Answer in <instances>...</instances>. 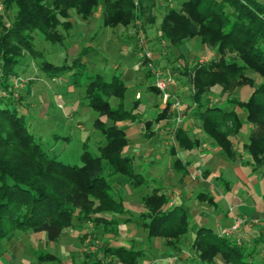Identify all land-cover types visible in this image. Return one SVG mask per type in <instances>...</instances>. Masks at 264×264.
Masks as SVG:
<instances>
[{
	"label": "trees",
	"instance_id": "16d2710c",
	"mask_svg": "<svg viewBox=\"0 0 264 264\" xmlns=\"http://www.w3.org/2000/svg\"><path fill=\"white\" fill-rule=\"evenodd\" d=\"M155 1L0 0V241L12 240L20 231H33L45 233L49 241L56 242L64 230L76 226L75 220L80 225L93 221L97 228L115 225L116 217L126 213L123 201L112 192L120 184L116 178L121 176L135 187L147 183L132 158L125 155L131 140L119 124L141 122V116L136 112L139 101L131 109L122 108L128 88L119 76L107 81L95 74L86 86V103L99 114L94 127L106 144L98 148L99 156L92 155L85 145L81 165L62 162L29 131L25 114L21 113L24 95L19 91L22 97L15 96L12 79L28 54L41 59L39 68L50 79L77 69L71 76L74 84H79L87 68L83 61L86 50L70 64H53L45 60L43 51L36 49L34 34L39 33L46 42L63 45L73 27L69 20L71 11L88 21L99 8L104 27L133 26L142 34L147 24L156 22ZM162 15L159 41L179 49L198 38L214 52L206 62L192 65L186 61L179 67L187 77L194 74V79H190L195 88L191 99L202 130L228 159L235 161L240 156L235 150L237 138L245 127L251 126L243 150L250 155L256 170L262 169L264 80L257 82L249 73L264 78V0H185L178 7L167 6ZM246 86L253 89L249 98H228L230 108L221 105L222 99L216 103L210 99L214 88L227 94ZM150 88L158 90L155 86ZM112 97L120 101V108L111 107ZM166 112L167 109L162 115ZM144 124L152 129V121ZM176 138L183 146L196 144L191 143L182 128L177 130ZM166 203V197L158 192L145 196L141 227L150 239L165 241L173 251L180 252L190 230L189 209L183 204L162 211ZM99 214L113 218L98 217ZM190 248L199 264H219L218 260L224 264H263L256 259L257 248L247 250L230 235H220L207 227L196 228ZM103 251L105 256L123 264H141L144 256L143 250L122 246L107 245ZM39 260L54 262L58 257L41 253ZM94 264L110 263L97 260Z\"/></svg>",
	"mask_w": 264,
	"mask_h": 264
},
{
	"label": "rangeland",
	"instance_id": "374dc122",
	"mask_svg": "<svg viewBox=\"0 0 264 264\" xmlns=\"http://www.w3.org/2000/svg\"><path fill=\"white\" fill-rule=\"evenodd\" d=\"M183 1L185 0H156L154 4L155 8L153 9L154 15L163 12L167 6L178 7ZM69 20L73 23L70 37L77 36L79 40L69 38L63 45L52 44L44 41L39 33H35L34 44L36 49L44 52L45 60L53 64H63L66 61L70 64L73 61V57L70 55L71 50H76L77 48L81 51L90 42L91 47L89 50L94 48L95 51H90L91 53L89 52L90 54L85 55L83 58L87 68L79 84H74L75 79L71 76L77 69L66 73L58 81L46 80L45 75L38 69L41 59L37 60L28 54L16 68L18 75L12 80L16 89L15 96H21V91L24 94L23 97L21 96L23 99L22 106L24 107L23 110L21 109V113L25 114L26 125L29 131L42 142L44 148L51 152L54 151L59 160L70 165H81L80 156L85 151L83 149L84 144L87 145L86 149L94 156H99L98 148L106 144V140L103 138L101 132L94 127L95 120L99 118V114L86 103L85 91L91 76L101 74L105 80L110 81L114 75H121L125 82L130 84L122 108L130 109L133 107L136 89L141 90L145 98L149 99L152 96L157 101V97L146 88L151 84L154 86L155 71L162 72L165 75L164 79L172 77L177 87L186 89L187 91L190 90L191 97L195 88L190 79H194V74H192L191 78L189 76L187 77L179 67H183L186 61L192 65L197 62H206L212 54L211 48L202 45L200 39L195 38L188 41L179 49L171 48L168 43L166 46L167 51L164 50L163 54V57H165L164 60L161 64L157 62L156 55L161 54V51L159 52L160 46L154 45L153 43L157 32L156 28H158V25L160 26L161 22V17H159L158 24L146 25V32L144 33L142 31L143 35L141 33L138 34L135 30L139 50L141 53H144L143 46H145L152 56L150 61L143 59L145 61H143L145 67L148 70L147 72L150 75L149 77L153 78V80L150 79L147 81L144 79L146 74L145 70L139 66L141 56L139 57L140 54L134 51L133 44L126 43L125 41H120L113 45H110L109 42L106 43L107 38L105 37L109 33H112L113 30L111 28H102L101 18H92L90 20L91 23L87 26L76 16L74 11H71V18ZM141 25L142 22L139 21V28H141ZM62 30L60 28V31ZM168 62L171 63L169 64ZM150 64H152V67ZM116 67L118 68L116 69ZM25 70L26 72L24 73ZM165 70H170L171 73H167ZM249 75L254 77L257 82L264 80V78L262 79L253 73H249ZM29 82H31V86ZM252 90L251 87L246 86L224 94L220 89L216 90L214 88L210 96L219 97L222 99L221 105L230 108L227 103L228 98H237L246 101ZM172 95L180 102L181 109V98L177 95ZM109 102L111 107L120 108V101L117 98L112 97L109 99ZM176 111V117L179 114L182 116L185 115L182 110L178 111L176 109ZM71 115L74 116L71 117ZM241 117L244 119L245 113H242ZM181 119L180 122L176 121V123L181 124L184 117ZM104 120L110 123L109 120ZM79 124H82L83 129L78 127ZM140 128L143 129L142 127ZM249 133L248 126L241 131L237 138L241 145L248 142ZM54 134L60 135V139H57V142L53 138ZM66 135L71 137L69 142L63 139ZM140 139L141 142L144 141V138L141 136ZM142 146L145 145L140 143L138 148ZM194 156L196 155L193 154V159ZM247 159L250 161V156H247ZM238 162L240 161H237L236 164L229 162L235 164V166H226V163L222 161H215V163L220 165L221 172L224 173V176L228 180L230 179L235 185L245 190L246 185L236 171ZM240 166L243 168L246 164H241ZM254 175L264 180V174L256 173ZM116 179L123 183L125 181L121 176H118ZM215 179L214 183L218 187H221V181H215ZM144 189L146 191L148 190L147 187ZM112 192L116 194V191L113 189ZM212 192L215 198H218L219 204L221 203V206L224 207L227 200L223 197L220 199V194L217 191L213 190ZM250 195L254 201L260 200L261 195L259 193ZM138 212L132 224L119 221L115 225H101L97 228L93 221L80 225L75 220L76 226L64 230L56 242L49 241L45 233L20 231L12 240L2 239L0 241V264H91L92 262L94 264L97 260H102V262L110 264H123L111 256L104 255L103 248L107 245L110 247L122 246L127 249L143 250L144 256L141 264H199L194 251L190 247L185 246L184 250L180 252L173 251L171 247L164 244L165 241L158 242L155 238L150 239L143 227L136 223L139 216ZM233 215L244 221L240 232L234 234L230 232L233 224L231 227L225 228L224 231H227L230 235H234L237 242L240 240V242L242 241L241 243H244L248 237L245 228L253 224V222L258 223V221H255L256 219L249 220L247 217L239 215L237 211L235 213L233 212ZM108 216L105 214L98 215V217L105 219H108ZM215 220H210L208 226L215 228ZM81 236L84 237L83 240L80 239ZM262 241L264 242V238H262ZM41 252L53 253L58 257V260L43 263L38 258ZM256 259L262 262L260 252ZM218 261L219 264H224L221 260ZM262 263L264 264V262Z\"/></svg>",
	"mask_w": 264,
	"mask_h": 264
},
{
	"label": "crops",
	"instance_id": "0c3cea01",
	"mask_svg": "<svg viewBox=\"0 0 264 264\" xmlns=\"http://www.w3.org/2000/svg\"><path fill=\"white\" fill-rule=\"evenodd\" d=\"M162 14H164V11L155 14L157 18L155 24H158L159 17L162 19ZM76 16L79 17L77 14ZM96 17L98 19L101 18L102 28H109L103 26L101 8L97 9L92 18L94 19ZM92 18L90 20H92ZM80 20H82L87 26L91 23L90 20L85 21L82 18H80ZM159 27L160 26L158 25V28H156L157 32L153 44L160 46L159 52L161 51V54L156 55V60L161 64L165 58L163 57V54L168 43L166 41L158 40L160 35ZM111 29L113 30L112 33H109V35L105 37L107 38L106 43L109 42L110 45H113L120 41H125L126 43L133 44L134 51L140 54L139 57L141 56L139 66L146 72L144 79L147 81L150 79L153 80L152 77H149L150 75L143 62L142 53L139 50L135 36L137 33L133 26H119ZM71 30L67 34L66 41H68L69 38L79 40V37L77 36L70 37ZM90 47L91 43L89 42L81 51L77 48L76 50L72 49L70 55H72L73 60L85 50L86 55H88L91 53L90 51H95L94 48L89 50ZM213 54L214 52L212 51V55ZM168 63L170 64L171 62ZM117 68L118 67H116V69ZM38 69L40 68L38 67ZM165 71L171 73L170 70ZM25 72L26 70L24 73ZM114 76H119L129 89L130 84H127L121 75ZM45 78L46 80L58 81L61 77L50 79L45 75ZM29 85L31 86V82H29ZM152 86L153 84L146 88L157 97V101L152 96H149V99L145 98L141 90L136 89L135 91L133 105L139 101L136 112L141 116V122L139 121L135 123L126 121L119 124L127 134V137L131 140V144L125 149V155L132 158L135 168L147 179V183L143 186L135 187L127 181H124V183L120 181V184L117 185L116 195L123 201L126 209L125 214L116 217L118 223L119 221H124L132 224L133 220L136 219L135 216L137 215V211H139L136 223L141 225L145 220V217H141L144 213L142 204L143 198L153 192H158L159 194H163L167 199V203L163 206L162 211L179 207L183 204L188 207L191 220L190 230L186 235L187 242L185 246L191 247L192 241L195 237L196 228L207 227L212 229L215 233L225 235L223 234V231L225 228L232 226L233 212L235 213L237 211L239 215L247 217L249 220L256 219L255 221H258V223L253 222V224H250L245 228L248 237L243 245L250 251L257 248L260 252V258L262 259V262H264V242L262 241V238H264V180L263 178L254 175L256 173L264 174L263 168L256 170L252 164V160L248 161L247 156L250 155L243 150L244 144L241 145L240 142H237L235 145V150L240 155L235 161H231L223 154L221 148L214 144V141L205 134L202 130L200 121L195 117L194 114L196 109L195 105L192 104L190 90L187 91L186 89L177 87V84L171 85L169 89H167L170 94L177 95L181 98L180 110H182L185 115L183 122L177 124V111L173 108L172 102L169 101L170 104L167 103V101L164 100V93L159 89L154 90L150 88ZM210 99L212 103H216L220 98L210 96ZM165 109H167V112L166 115L163 116L162 113ZM73 116L74 115H71V117ZM145 121L153 122L151 130H148L146 125L144 129L140 128V125L143 122L145 123ZM78 127L83 129L82 124H79ZM179 128L184 129V131L188 133L191 143H196L194 146L189 144L183 146L179 144V141L176 138V132ZM248 129L250 130L251 126H248ZM53 136L55 142L58 141L57 139H60L59 134H54ZM140 136L144 138L143 142L140 141ZM63 139L69 142L71 137L66 135ZM140 143H143L145 146L138 148ZM85 145L86 144H84L83 149L85 148ZM193 154L196 155L194 156V159L192 158ZM216 160L226 163V166H235L236 162L240 161L238 162L239 164L236 165V171L242 177L246 189L243 190L241 187L235 185L233 181L230 179L228 180L226 176H224V173L221 172L220 165L215 163ZM229 162H234L235 164ZM240 163L242 165L246 164V166L242 168ZM214 179L215 181H221L222 186L224 187H218L214 183ZM146 187L148 188L147 191L144 189ZM213 190L220 194V199L223 197L227 200L224 207L221 206V203L219 204L218 198L216 199L214 194H212ZM253 193H259L261 195L260 200L254 201L250 195ZM225 194L227 195L224 196ZM112 218V216H108L109 220ZM212 219H216L214 223L215 228L208 226L209 221ZM230 238L236 239L234 235H230ZM80 239L83 240V236H81ZM157 241L164 242L159 239H157Z\"/></svg>",
	"mask_w": 264,
	"mask_h": 264
},
{
	"label": "built area",
	"instance_id": "2783aa9c",
	"mask_svg": "<svg viewBox=\"0 0 264 264\" xmlns=\"http://www.w3.org/2000/svg\"><path fill=\"white\" fill-rule=\"evenodd\" d=\"M1 9H2V7H0V10ZM141 40H145V39H141ZM143 48H144V50H143L144 53H142L143 59H145V61H150L152 59L151 53L147 50V48L145 46H143ZM150 66L152 67V64H150ZM154 74H155L154 86L164 93L163 94L164 100L165 101H171L172 104H173V108L177 109L179 111L180 110V102L172 94H170L167 91V89H169V87L171 85L175 84V80L172 77H167L166 79H164V75L160 71H155ZM183 117L184 116L179 114L178 117H176V121L180 122L182 120L181 118H183ZM140 126L143 129L145 128V124L144 123H142ZM233 218H234V223H233V226L231 227L230 232L233 233V234L234 233H239L241 228H242V226H243V224H244V221L241 218L240 219L236 218L234 215H233ZM223 234L230 235V233H228L227 231H223ZM241 242L239 240V243H241Z\"/></svg>",
	"mask_w": 264,
	"mask_h": 264
}]
</instances>
